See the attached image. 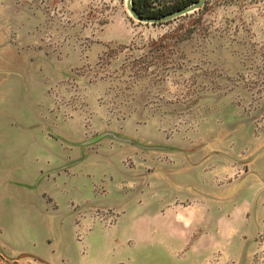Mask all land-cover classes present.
I'll use <instances>...</instances> for the list:
<instances>
[{
  "label": "rangeland",
  "instance_id": "1",
  "mask_svg": "<svg viewBox=\"0 0 264 264\" xmlns=\"http://www.w3.org/2000/svg\"><path fill=\"white\" fill-rule=\"evenodd\" d=\"M152 2L162 8L176 0ZM96 91L98 96L91 94ZM263 102L264 0H206L202 9L159 24L135 20L127 0H0V107L48 105L71 121L78 109L99 104L109 124L121 132L127 127L128 135L134 134L129 119L139 116L143 139L154 134L159 146L158 154H141L157 155L164 166L184 147L189 151L187 146L191 152L233 153L231 144L246 128V118L264 114ZM82 124L85 138L101 134L88 116ZM217 137L222 145L213 144ZM123 162L129 169L138 166L135 154ZM144 169L150 170L149 163ZM240 169L218 184L230 185L247 171ZM163 179L160 206L174 200L183 208L187 201L176 191L172 198ZM207 192L209 199L214 192ZM111 209L118 220L125 215ZM160 209L164 215L168 210ZM94 210L87 213L90 219ZM197 233L192 264H200ZM262 237L264 231L256 237L261 249ZM181 244L178 257L160 255L158 264H182L188 251ZM1 249L0 264H38Z\"/></svg>",
  "mask_w": 264,
  "mask_h": 264
},
{
  "label": "crops",
  "instance_id": "2",
  "mask_svg": "<svg viewBox=\"0 0 264 264\" xmlns=\"http://www.w3.org/2000/svg\"><path fill=\"white\" fill-rule=\"evenodd\" d=\"M75 113L65 121L48 105H1L2 254L38 264H158L160 255L178 257L182 242L188 251L182 264H192V234L198 230L200 264H264L256 240L264 231V137L256 136L252 118L231 144L233 153L191 152L187 146L189 151L172 152L174 162L161 166L157 155L141 154H158L159 146L154 134L143 139L139 116L129 119L134 134L128 135L127 127L121 132L109 124L104 106L90 103ZM86 116L101 134L85 138ZM213 144L223 142L217 137ZM132 154L136 169L123 162ZM243 167L246 173L230 185L218 184ZM163 178L168 194L173 198L176 191L188 204L180 208L170 200L160 206ZM207 191L214 192L209 199ZM73 205L85 211L119 208L125 215L111 228L86 220L90 229L78 242ZM165 207L173 211L164 215Z\"/></svg>",
  "mask_w": 264,
  "mask_h": 264
},
{
  "label": "built area",
  "instance_id": "3",
  "mask_svg": "<svg viewBox=\"0 0 264 264\" xmlns=\"http://www.w3.org/2000/svg\"><path fill=\"white\" fill-rule=\"evenodd\" d=\"M253 125L256 136H261V134H264V114H261L259 118L254 119ZM72 209L76 212L75 235L78 242L83 241L85 232L90 228V226H86L84 224L86 220H88L89 222L91 220L92 223H100L106 228H111L117 223L119 218V214L111 208H94V217H92L91 219L90 215H87L88 212L90 213V210H81L78 206L75 205L72 206ZM260 242L263 246L260 252V256H262L264 255V237H262Z\"/></svg>",
  "mask_w": 264,
  "mask_h": 264
},
{
  "label": "trees",
  "instance_id": "4",
  "mask_svg": "<svg viewBox=\"0 0 264 264\" xmlns=\"http://www.w3.org/2000/svg\"><path fill=\"white\" fill-rule=\"evenodd\" d=\"M196 2L198 0H176L170 6L155 8L152 0H133V6L136 12L143 17H159L195 4Z\"/></svg>",
  "mask_w": 264,
  "mask_h": 264
},
{
  "label": "water",
  "instance_id": "5",
  "mask_svg": "<svg viewBox=\"0 0 264 264\" xmlns=\"http://www.w3.org/2000/svg\"><path fill=\"white\" fill-rule=\"evenodd\" d=\"M205 3H206V0H198V2H196L195 4L189 5L185 8L173 11L169 14L159 16V17H143V16L139 15L136 12V10L134 9L133 0H127V8L129 10L131 16L135 20H137L139 22L148 23V24H159V23H164V22L174 20L176 18L185 16L191 12L200 10L205 6Z\"/></svg>",
  "mask_w": 264,
  "mask_h": 264
}]
</instances>
